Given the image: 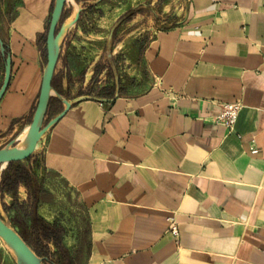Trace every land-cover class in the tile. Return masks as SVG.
I'll use <instances>...</instances> for the list:
<instances>
[{
	"label": "crops",
	"instance_id": "obj_1",
	"mask_svg": "<svg viewBox=\"0 0 264 264\" xmlns=\"http://www.w3.org/2000/svg\"><path fill=\"white\" fill-rule=\"evenodd\" d=\"M53 2L0 0L8 142L32 119ZM179 2L177 19L130 57L132 73L111 69L98 97H67L61 44L53 88L74 103L28 157L0 166V183L16 166L32 182L0 190V207L25 242L42 239L31 250L44 264H264V0ZM51 101L50 118L63 109ZM236 101L232 129L217 124ZM0 264H16L1 239Z\"/></svg>",
	"mask_w": 264,
	"mask_h": 264
},
{
	"label": "rangeland",
	"instance_id": "obj_2",
	"mask_svg": "<svg viewBox=\"0 0 264 264\" xmlns=\"http://www.w3.org/2000/svg\"><path fill=\"white\" fill-rule=\"evenodd\" d=\"M82 1L85 12L80 24L67 31L62 41L63 59H67L72 69L66 94L71 99L85 96L98 97L105 80L109 79L111 69L116 72L127 70L128 73H132L129 69L132 63L130 57L149 41L154 31L169 26L172 19H177L181 13L179 0H102L100 4L94 3L97 0ZM74 10H76L75 0H68L64 11L66 14H72ZM49 18L46 22V30ZM3 66L4 61L0 56V84ZM104 68H107L106 73L102 72ZM53 108L52 101V110L50 109L47 114L46 121L54 113ZM21 137L15 135L14 139H19L16 144L21 145ZM8 140L9 137H2L0 147L5 146ZM60 186L59 184V189ZM61 190L65 192V189ZM58 207L65 210V200H60ZM0 216L7 225L17 230L15 223L2 213L1 207ZM61 218L64 224H61L62 229H60L66 234L71 224ZM22 236L32 250L42 252L44 247L42 239ZM11 256L14 259L12 253Z\"/></svg>",
	"mask_w": 264,
	"mask_h": 264
},
{
	"label": "water",
	"instance_id": "obj_3",
	"mask_svg": "<svg viewBox=\"0 0 264 264\" xmlns=\"http://www.w3.org/2000/svg\"><path fill=\"white\" fill-rule=\"evenodd\" d=\"M67 1L68 0H54L53 2L45 38L46 63L42 71V80L32 119L24 134L21 145L16 144V140L12 139L4 147L0 148V166L28 157L36 148L37 144L44 138L45 134L64 117L72 104L84 100V97H78L74 102L69 101L53 88V77L63 38L67 31L77 24L84 10L81 6H77L72 17L65 21H61ZM0 56L4 61L3 76L0 84L1 101L10 81L12 67L11 55L1 38ZM53 97L61 102L63 109L46 121L49 105ZM0 239L14 256L16 264H44V262L47 261L46 258L37 256L21 236L4 222L1 216Z\"/></svg>",
	"mask_w": 264,
	"mask_h": 264
},
{
	"label": "trees",
	"instance_id": "obj_4",
	"mask_svg": "<svg viewBox=\"0 0 264 264\" xmlns=\"http://www.w3.org/2000/svg\"><path fill=\"white\" fill-rule=\"evenodd\" d=\"M67 17L66 12L63 11L61 21H63ZM19 182L23 183H32L30 178L28 177L27 173L23 168L20 166H16L13 169V172L9 176H3L2 181L0 183V190L5 191L7 193H13L16 189V186ZM44 236L47 238H50L51 236H54V238L57 236V234L54 232L49 231L48 229L43 230Z\"/></svg>",
	"mask_w": 264,
	"mask_h": 264
},
{
	"label": "built area",
	"instance_id": "obj_5",
	"mask_svg": "<svg viewBox=\"0 0 264 264\" xmlns=\"http://www.w3.org/2000/svg\"><path fill=\"white\" fill-rule=\"evenodd\" d=\"M241 110V103L236 101L234 103L223 104L220 114L214 119L217 124L223 125L228 129H232L237 121L239 112ZM172 236L176 237L178 231L176 227H170L169 229Z\"/></svg>",
	"mask_w": 264,
	"mask_h": 264
},
{
	"label": "flooded vegetation",
	"instance_id": "obj_6",
	"mask_svg": "<svg viewBox=\"0 0 264 264\" xmlns=\"http://www.w3.org/2000/svg\"><path fill=\"white\" fill-rule=\"evenodd\" d=\"M51 108H52V101L50 102V105H49V109H48L47 114L49 113V111H50Z\"/></svg>",
	"mask_w": 264,
	"mask_h": 264
},
{
	"label": "bare ground",
	"instance_id": "obj_7",
	"mask_svg": "<svg viewBox=\"0 0 264 264\" xmlns=\"http://www.w3.org/2000/svg\"><path fill=\"white\" fill-rule=\"evenodd\" d=\"M25 134V133H24ZM22 138V137H21ZM23 138H24V135H23ZM23 138H22V140H23Z\"/></svg>",
	"mask_w": 264,
	"mask_h": 264
}]
</instances>
